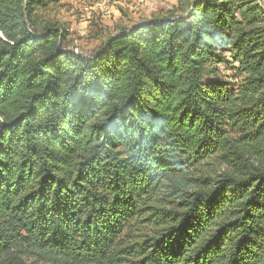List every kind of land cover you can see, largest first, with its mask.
Instances as JSON below:
<instances>
[{"label": "trees", "instance_id": "16d2710c", "mask_svg": "<svg viewBox=\"0 0 264 264\" xmlns=\"http://www.w3.org/2000/svg\"><path fill=\"white\" fill-rule=\"evenodd\" d=\"M0 0V264H264V2L175 0L75 52Z\"/></svg>", "mask_w": 264, "mask_h": 264}, {"label": "rangeland", "instance_id": "374dc122", "mask_svg": "<svg viewBox=\"0 0 264 264\" xmlns=\"http://www.w3.org/2000/svg\"><path fill=\"white\" fill-rule=\"evenodd\" d=\"M103 4L111 7L108 15L100 9ZM174 4L175 0H62L44 16L63 23L70 33L74 51L90 56L120 26L132 25Z\"/></svg>", "mask_w": 264, "mask_h": 264}, {"label": "built area", "instance_id": "2783aa9c", "mask_svg": "<svg viewBox=\"0 0 264 264\" xmlns=\"http://www.w3.org/2000/svg\"><path fill=\"white\" fill-rule=\"evenodd\" d=\"M100 9L104 15H108L110 13L111 7L108 4H103L101 5Z\"/></svg>", "mask_w": 264, "mask_h": 264}]
</instances>
